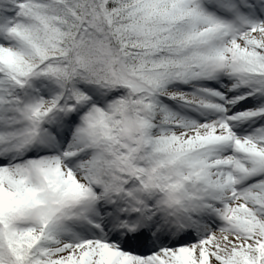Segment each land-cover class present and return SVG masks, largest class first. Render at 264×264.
I'll use <instances>...</instances> for the list:
<instances>
[{"label":"snow or ice","instance_id":"1","mask_svg":"<svg viewBox=\"0 0 264 264\" xmlns=\"http://www.w3.org/2000/svg\"><path fill=\"white\" fill-rule=\"evenodd\" d=\"M0 264H264V0H0Z\"/></svg>","mask_w":264,"mask_h":264}]
</instances>
